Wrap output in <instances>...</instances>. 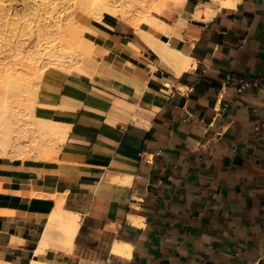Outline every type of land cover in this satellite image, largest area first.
<instances>
[{
  "label": "crops",
  "instance_id": "crops-1",
  "mask_svg": "<svg viewBox=\"0 0 264 264\" xmlns=\"http://www.w3.org/2000/svg\"><path fill=\"white\" fill-rule=\"evenodd\" d=\"M169 5L149 29L189 67L98 21L102 73L40 94L55 152L0 160V260L264 264V0Z\"/></svg>",
  "mask_w": 264,
  "mask_h": 264
},
{
  "label": "bare ground",
  "instance_id": "bare-ground-1",
  "mask_svg": "<svg viewBox=\"0 0 264 264\" xmlns=\"http://www.w3.org/2000/svg\"><path fill=\"white\" fill-rule=\"evenodd\" d=\"M11 1L13 2V0H9L6 4L1 2V5L5 4V6L8 5L10 8L12 5L10 3ZM157 1L158 0H76V3L73 2L76 4V7L74 5L75 9L72 11L71 9L73 8H70L71 12H68L65 17L64 14L60 17V14V16L58 15L60 18L53 15L49 19V17L44 14L50 12V10L46 13L43 11L42 13V9L45 7H42V2L40 1L41 3L35 4L31 0L33 6L31 4L29 8L24 9L20 17L25 21L24 27H30L29 34L35 37V43L23 46L22 43H24V41H18L17 45L14 46L17 52L14 51L12 56L17 57L24 51L26 53L25 64H22L21 60L17 61V59L14 58L15 61L7 63L5 71L0 75V156H21L29 154V156L32 157L51 158L55 152L52 149L51 137L57 134L56 127H58V125L53 123V120L43 118L36 113V105H44L43 100H40L41 88L58 87L63 83L73 82L74 79H93L94 75H100L102 73L99 48L90 37L86 36V32H90L91 27L89 23L84 22L86 20L83 21L84 14L97 21H104L103 17L107 14L111 15L112 18H119L122 21L128 22V24H132L135 26L139 36L162 54V57L168 54L167 56H170L171 59L179 63L180 66L182 65V68L183 66L189 67L191 59L188 56L184 55L179 50L171 48L166 41L158 39L149 29L153 27L164 34H169V32H171L170 30L172 27L152 13L153 7ZM173 1H175L177 5H181L185 2V0ZM222 1L224 4L228 2V0ZM57 2L59 3V0ZM60 2L63 4L64 2H68V0H60ZM5 6L2 7L5 8ZM69 6L71 5H68V7ZM53 7L56 9V5H53ZM16 12L14 16L17 15ZM18 15L20 14L18 13ZM56 33H59L58 37H61L58 42L51 44V42L48 41L46 45L41 43L43 39L47 38L46 36H51ZM65 35H70L69 39L63 37ZM70 40L75 44L72 51L79 53L80 58L72 64L60 63L58 62L60 56L67 52L64 50V45ZM106 47L108 48L106 54L111 55L115 52V48L112 46L107 44ZM177 63L175 64L177 65ZM94 65L97 66L96 69H92L95 67ZM180 66L179 69H181ZM43 94L46 95L47 93ZM11 96H22L26 100L25 105L27 110L24 109L25 112L24 110L8 112L6 106L8 98ZM13 108L10 107V109ZM14 133L16 134L14 135ZM27 135H30V140L24 139ZM10 190L22 192L18 185L0 182V191ZM60 206L62 205L60 204ZM8 213H17V211L6 210L5 214L8 215ZM44 245V242L40 244V247L36 249V255L44 251L43 247H47ZM129 247V245L122 244L120 248H116L115 251L116 253L119 252L124 254L126 252L125 250ZM0 264L9 263L0 260ZM32 264L49 263L34 258Z\"/></svg>",
  "mask_w": 264,
  "mask_h": 264
},
{
  "label": "rangeland",
  "instance_id": "rangeland-1",
  "mask_svg": "<svg viewBox=\"0 0 264 264\" xmlns=\"http://www.w3.org/2000/svg\"><path fill=\"white\" fill-rule=\"evenodd\" d=\"M22 1L23 0H20V1H18V0L14 1L13 0V2L11 1L10 3L12 5L9 8L8 5L5 6V4L7 2H9V0H6V1L5 0H0V75L3 74V72L5 71V69L7 67V63L15 61L14 58H16L17 61L21 60L22 64H25L26 53L24 51L21 54H19V56H17V57H13L12 56L14 51L17 52L16 49L14 48V46L17 45L18 41H20V40H21V42L24 41V43H22L23 46L32 45V44L35 43V39H34L35 37L33 35L29 34V28L30 27L29 28L28 27L25 28L24 27L25 21H24V19L22 20V18L20 17L22 15L21 13H22V11L24 9L29 8V5H31V4L33 6V3L36 4V3H41L42 2V7L45 6L42 9V13H43V11H44V13H46L48 10H50V12L52 10L51 13L48 12V13L44 14V15H47L49 17V19H50L53 15H55V16L59 15L60 16V14H61L60 17H62L63 14H64V17H65L68 14V12H71V10L73 11L75 9V7H76V4H74V3H76V0L75 1L68 0V2H66L68 4H66L65 2L62 4L60 2V0H59V3L57 2L58 0H32L33 3L31 2V0H27V1L25 0L23 2ZM37 1H39V2H37ZM1 2L5 3V4L1 5L2 4ZM172 2L174 4H176L175 1H173V0H164V1L157 2L155 4V6L153 7L152 13L157 15V16L163 14V13L157 14V12L159 11L160 7H162V6H164L165 4H168V3H170V5H169V7H167V9H169V8H171V9L180 8L178 6H175ZM43 3H44V5H43ZM53 5L54 6L56 5V9H54L55 7H53ZM68 5H71V6L68 7ZM74 5H75V7H74ZM2 6H5V8L2 7ZM57 6H58V8H57ZM52 7H53V9H52ZM70 8H73V9L70 10ZM20 9H21V11H20ZM16 10H17V12H16ZM15 12H16L17 15L14 16ZM18 13L20 15H18ZM59 16H58V18H60ZM103 19L105 21L121 20L119 18H112L111 15H107V14L103 17ZM84 20H86V21H84ZM83 21L85 23H89V24L90 23H94V24L99 23L97 20H95L93 18H89L85 14L83 15ZM92 31L93 30L91 29L90 32H92ZM90 32H86V36L87 37L91 36ZM58 36H59V33L53 34L51 36H46L47 38L43 39L41 43L46 45V43L48 41H50L51 44L54 43V42H58L60 40V38H61V37H58ZM63 37H66L67 39H69L70 35H65ZM66 38H64V39H66ZM64 46H65L64 50L67 51V52L60 56V60H58V62L65 63V64H70V63L72 64V63H75L76 61H78L79 58H80V54L77 53V52H73L72 51V49L75 46V44H73L72 41L70 40V41H67ZM64 84L65 83H63L62 85H60L58 87H54V88H41L40 94L41 93L42 94L43 93L57 94L60 91V89L63 87ZM25 102H26V100L22 96H13V97L11 96V97L8 98L6 109L8 110V112H17V111H22L24 109L27 110ZM10 107L11 108L15 107V108H13L14 109L13 110V109H10ZM36 107H37V105H36ZM25 110H24V112H25ZM15 134L16 133H14V135ZM29 136L30 135L25 136L24 139L25 140H30ZM54 137L55 136L51 137L52 138L51 142H52ZM19 157L20 158H25V157H32V156H29V154H24V155H21V156H10V155L6 156V157L0 156V160L1 159L10 160V159H15V158H19Z\"/></svg>",
  "mask_w": 264,
  "mask_h": 264
},
{
  "label": "built area",
  "instance_id": "built-area-1",
  "mask_svg": "<svg viewBox=\"0 0 264 264\" xmlns=\"http://www.w3.org/2000/svg\"><path fill=\"white\" fill-rule=\"evenodd\" d=\"M249 86V83H244L242 88Z\"/></svg>",
  "mask_w": 264,
  "mask_h": 264
}]
</instances>
